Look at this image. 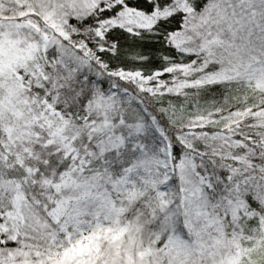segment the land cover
Segmentation results:
<instances>
[{"label": "snow or ice", "instance_id": "1", "mask_svg": "<svg viewBox=\"0 0 264 264\" xmlns=\"http://www.w3.org/2000/svg\"><path fill=\"white\" fill-rule=\"evenodd\" d=\"M0 264H264V0H0Z\"/></svg>", "mask_w": 264, "mask_h": 264}]
</instances>
